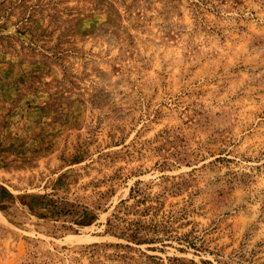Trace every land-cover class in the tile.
Masks as SVG:
<instances>
[{
    "label": "rangeland",
    "instance_id": "1",
    "mask_svg": "<svg viewBox=\"0 0 264 264\" xmlns=\"http://www.w3.org/2000/svg\"><path fill=\"white\" fill-rule=\"evenodd\" d=\"M0 264H264V0H0Z\"/></svg>",
    "mask_w": 264,
    "mask_h": 264
}]
</instances>
